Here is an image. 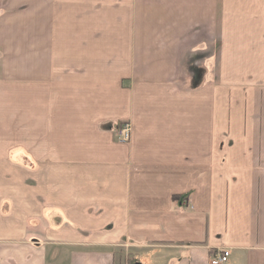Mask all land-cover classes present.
<instances>
[{
  "label": "crops",
  "instance_id": "obj_1",
  "mask_svg": "<svg viewBox=\"0 0 264 264\" xmlns=\"http://www.w3.org/2000/svg\"><path fill=\"white\" fill-rule=\"evenodd\" d=\"M218 251L264 264V0H0V264Z\"/></svg>",
  "mask_w": 264,
  "mask_h": 264
},
{
  "label": "built area",
  "instance_id": "obj_2",
  "mask_svg": "<svg viewBox=\"0 0 264 264\" xmlns=\"http://www.w3.org/2000/svg\"><path fill=\"white\" fill-rule=\"evenodd\" d=\"M132 139V126L130 123L122 124L117 131V141L122 144H128ZM231 257L230 251H218L211 264H227Z\"/></svg>",
  "mask_w": 264,
  "mask_h": 264
},
{
  "label": "rangeland",
  "instance_id": "obj_3",
  "mask_svg": "<svg viewBox=\"0 0 264 264\" xmlns=\"http://www.w3.org/2000/svg\"><path fill=\"white\" fill-rule=\"evenodd\" d=\"M132 133H133V129H132ZM122 255L125 256V251H122ZM132 261V260H131ZM126 264H131L129 262H126Z\"/></svg>",
  "mask_w": 264,
  "mask_h": 264
}]
</instances>
